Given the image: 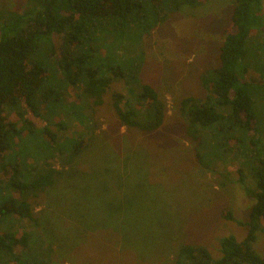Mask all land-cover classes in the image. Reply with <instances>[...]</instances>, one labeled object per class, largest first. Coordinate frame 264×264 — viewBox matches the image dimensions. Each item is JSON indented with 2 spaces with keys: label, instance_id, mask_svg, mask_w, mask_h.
<instances>
[{
  "label": "rangeland",
  "instance_id": "rangeland-1",
  "mask_svg": "<svg viewBox=\"0 0 264 264\" xmlns=\"http://www.w3.org/2000/svg\"><path fill=\"white\" fill-rule=\"evenodd\" d=\"M138 1L144 16L140 23L129 18L124 40L110 29L116 24L113 19L91 17L77 19L81 28L75 30L76 44L67 46L65 36L54 33L53 52L49 40L39 39L35 56L44 64L46 76L38 93L47 99L37 102L39 116L21 105L4 106L7 120L15 123L19 133L13 134L10 149L0 157V203L15 196L9 184L12 169L34 165L46 155L65 181L37 197L28 195L38 226L27 218L0 214V236L17 238L27 233L32 242L35 239L45 247L16 243L13 251L6 250V256L0 257V264H52L50 257L57 264H173L175 249L183 243L202 245L213 259H219L224 236L237 240L246 236L247 226L225 220L220 213L229 208L237 220L245 221L253 202L237 181L236 170L246 159L252 163L264 158V40L249 35L241 61L247 68L246 86L256 113L254 157L245 152L241 159L233 153L217 160L212 171L207 169L212 158L199 153L206 168L196 158L179 100L206 96L200 76L219 63V46L234 0H196L176 9L177 0H161L156 8L160 19L152 26V0ZM27 7V0H0V9L20 12ZM260 14L264 26V0ZM133 64L137 80L151 85L166 104L164 123L154 132L120 126L111 104L112 92L128 96L125 77ZM116 66L124 77L112 78L100 105L81 95L87 76L97 67L96 75H106L109 67ZM127 85L135 88L137 81ZM25 119L33 131H27ZM47 127L54 140L44 133ZM218 133L228 140H247L252 135L245 129L233 135L232 130ZM80 137L85 146L69 161L68 151ZM233 142L227 143L235 147ZM249 169L246 166L245 174L251 179ZM246 185L253 187L251 181ZM53 198L58 207L52 206ZM120 221L128 238L146 247L155 244L157 229L171 230L145 254L119 245L113 229ZM257 223L252 246L264 257V221ZM47 247L53 251L49 253Z\"/></svg>",
  "mask_w": 264,
  "mask_h": 264
},
{
  "label": "trees",
  "instance_id": "trees-1",
  "mask_svg": "<svg viewBox=\"0 0 264 264\" xmlns=\"http://www.w3.org/2000/svg\"><path fill=\"white\" fill-rule=\"evenodd\" d=\"M159 1L161 0H152L151 3L153 8L150 10L153 13L151 26L160 19L157 17L156 9ZM262 1L234 0L225 28V36L219 46V63L205 69L200 76V82L207 91L206 96L204 98L186 96L179 100L180 110L185 117V133L194 145L196 158L203 166L200 154L212 158L210 160L212 167L207 165V169L212 171L217 160L227 159L233 153L242 159L240 154L249 152L253 158L252 149L258 144L255 136L256 113L246 86L247 68L241 61L246 52L249 35L255 33L258 40H264V26L260 14ZM195 2L196 0H177L173 7L176 9L183 3L193 5ZM27 3L28 7L20 12L0 9V157L10 149L13 134L19 133L15 123L7 120L4 106L21 105L33 115L39 116L36 105L43 97L42 92L38 93V91L44 84L46 76L44 64L35 56L40 38L49 40L53 52L55 50L50 37L54 33H62L67 46L76 44L79 38L75 30L81 28V25H77L80 23L77 19L91 17L104 19L103 21L113 19L116 24L110 29L124 40L129 18L140 23L144 16L141 2L138 0H27ZM253 27L256 30L252 31ZM63 67L68 70L67 64ZM133 67L134 64L128 66L126 82L124 81L128 96L120 92H112L111 104L120 126L154 132L164 123L166 104L151 85L137 80ZM97 69L98 67L87 76L81 91V95L90 98L95 106L103 102L112 78L124 77V72L117 66L109 67L106 75H96ZM64 77L65 81H68V78ZM131 81H137V87L127 85ZM43 99L46 100L47 96L45 95ZM22 122L27 126V131H33L32 123L30 126L27 125L29 120L25 119ZM221 123L223 126H220ZM242 129L252 132V135L247 140L241 137L229 139L234 141L235 147L227 143L228 137H221L218 133L223 130H229L230 133L232 130L233 135L235 130ZM44 133L48 134L51 140L55 139V134L48 127L44 129ZM210 135L214 136L211 140ZM72 144L67 154L69 161L79 156L85 146L84 143L82 147V137L77 138ZM48 157L46 155L34 165L22 168L16 166L12 169L13 176L9 184L15 196H9L0 203L1 215L14 214L16 217L27 218L35 226L39 225L34 205L29 201L28 195L37 197L39 193L46 192L47 189H56L57 185H62L65 181L63 172L52 166L48 162ZM247 164L250 167L251 179L245 174ZM236 173L237 181L253 197L248 219L237 220L229 208H225L220 213V217L247 226L248 231L244 239L237 240L231 235L224 236L220 240L219 259H213L202 245L183 243L175 249L173 264H264V257L252 246L256 240L257 222L264 221V158L254 159L252 163L246 159L239 163ZM246 181H251L253 187L246 185ZM53 203L55 205L52 206H59L56 198H53ZM47 222L46 220V224ZM114 225L116 227L113 231L119 237L120 246L135 250L138 248L145 254L150 252V247L163 242L159 238L165 239L171 230L166 232L157 229L153 235L156 239L155 244L151 243L146 247L143 244H136L139 242L137 239L128 238L129 233L121 221L118 225ZM30 239L31 236L27 233L17 238L0 236V257L6 256V250L13 251L16 243H22L26 247L32 244V249L35 247L45 249L38 246L35 239L33 242ZM140 241L142 242V239ZM46 249L49 253L53 251L51 247ZM47 259L52 264H57L51 260V257Z\"/></svg>",
  "mask_w": 264,
  "mask_h": 264
}]
</instances>
